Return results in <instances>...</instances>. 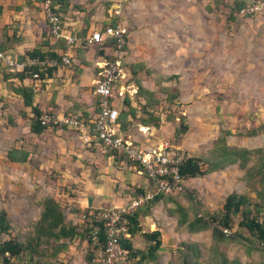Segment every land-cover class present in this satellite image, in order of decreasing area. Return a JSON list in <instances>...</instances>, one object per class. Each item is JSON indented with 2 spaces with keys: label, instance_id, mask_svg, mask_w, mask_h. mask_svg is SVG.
<instances>
[{
  "label": "rangeland",
  "instance_id": "rangeland-1",
  "mask_svg": "<svg viewBox=\"0 0 264 264\" xmlns=\"http://www.w3.org/2000/svg\"><path fill=\"white\" fill-rule=\"evenodd\" d=\"M40 1L26 0V3L34 12L36 23L41 19L42 25ZM236 1L222 0L218 2L219 5H214L215 0L122 2L117 18L127 30L129 46L125 48L126 68L130 70L133 61L139 58L153 60L152 72L146 79L154 81V90L159 91L161 85H166L171 88L169 95L177 89L180 96L167 102L165 95L157 93L160 103L152 110L160 116V121L157 127L149 128L139 122L143 116L142 103L133 99L137 118L132 121L133 126L126 129L125 136L127 133L138 134L140 143L154 140L155 146L159 145V141L168 142V151L185 156L196 155L200 150L212 147L218 138H225L230 145L248 148L264 146V7L256 14L245 15L235 12ZM22 2L24 0H0V21L4 14V19H12L11 10L22 9ZM117 2L57 0L54 4L62 14V19L70 23L65 25V29H72L83 36L91 15L99 10L108 22L111 16H115V7L112 6ZM230 9L234 10L232 12L235 14L231 13L233 18L228 17ZM23 16L26 19L28 13ZM23 24L24 28L30 29V22ZM13 26L16 27L15 21L8 23V29H13ZM38 33L40 37L47 35L46 32ZM160 58L167 59V63L159 66ZM190 58L197 62L190 64ZM174 70H179L177 78L172 73ZM136 77L139 75L129 78L130 82ZM165 77L170 79L162 81ZM180 116L185 117L188 131L175 137L173 129ZM140 130H143L142 133ZM183 141L185 145H182ZM7 145L11 143L8 141ZM19 169L20 165L10 163L0 154V210L7 211L11 224L9 235L2 236L25 242L35 232L43 209L42 202L49 195L45 189H41V178L23 173L25 179L15 176L20 174ZM223 180L224 177H215L199 183L197 187L187 188L175 195V201L183 208L195 203L201 216L208 214V217L214 215L220 218L225 196L232 190H239L238 178H233L231 185ZM252 185L260 184L253 180ZM252 189L247 186L240 193H246L252 199L249 208L251 214L257 216V209L264 210V207L257 208L262 199L256 197ZM187 213L191 219L192 211ZM240 219L241 215L232 217L231 227L226 229L221 223L213 222L212 226L217 228L215 238L212 236V226L206 231L188 235L184 226L177 224L175 229L181 233L174 237L170 231L166 232L164 245L159 247L154 259L147 254L149 244L137 233L132 238V244L143 252V257L141 254L138 256L140 259L128 257L120 264H264V250L259 246V238L239 226ZM61 242L51 240L42 246L48 247L51 252L54 244L60 245ZM185 242L199 244L197 255L187 248ZM79 246V250L67 253L65 257L68 259L71 256L73 260L65 264H97L94 260H85L87 245ZM62 258L64 256L58 251L55 256H49L47 264H64ZM34 260L29 255H20L12 257L9 264H34Z\"/></svg>",
  "mask_w": 264,
  "mask_h": 264
},
{
  "label": "crops",
  "instance_id": "crops-1",
  "mask_svg": "<svg viewBox=\"0 0 264 264\" xmlns=\"http://www.w3.org/2000/svg\"><path fill=\"white\" fill-rule=\"evenodd\" d=\"M22 3V9L11 10L13 12L12 19H4V14L0 21V42L4 41L6 46L3 51L11 52L16 58L34 49H38L41 53H48L46 54L47 57L64 55L67 50L64 41L50 36L48 25L41 12L39 11L42 25L40 24L41 19H38V23H36L37 19L34 18V12L30 10L26 0ZM117 4L118 2L112 8ZM26 13H28V17L25 19L23 14ZM111 17L110 21L106 22L104 13L98 10L90 17L87 33L96 28L102 29L115 21L116 16ZM11 21L16 22V27L13 26V29H8V23ZM24 22H30L29 30L26 27L24 28ZM66 24L70 23L65 21ZM37 31L46 32L47 35L40 37ZM66 31L76 32L69 28H66ZM127 45L129 46L128 42ZM110 50L111 41L110 44L104 42L93 46H86L84 43L77 44L69 52L71 55L69 64L42 70L39 78H33L28 72L10 71L0 63V154L8 160L7 151L11 148L28 152L25 162L13 163L20 165V174L15 176L25 179L23 173L33 178H41V189H45L49 197L55 199L59 204L64 214L65 223L77 226L79 231H82L81 226L85 219L95 211L128 205L138 194L151 188L152 182L146 178L145 174L139 172L138 167L135 165L128 163L125 159L116 157L113 152L103 149L95 140L85 143L71 129L66 127L44 128L39 133L32 132L30 120L35 117L34 113L30 106L24 104L22 96L14 92L12 88L17 86L28 87L32 92L33 105L40 112L52 109L57 112L79 113L87 121H91L99 110L98 98L93 92L98 72L97 63L106 59L111 52ZM158 61L159 66L167 63L165 58L163 60L160 58ZM190 61V64L197 62L193 58H190ZM136 62H142L150 69H152L151 65L154 63L153 60L143 58H139ZM136 62L133 61V63ZM173 63H176V61ZM190 72L194 74L193 71ZM172 73L178 75L179 70H174ZM138 75L145 88L154 90L153 81L147 80V75L144 72H140ZM131 77H133L131 71L127 69V76L124 81L126 90L124 98L128 96L131 105L135 107L132 100L136 101L135 92L137 87L134 80L130 82L129 78ZM157 93L155 91V95ZM138 99L141 103H144L142 97H138ZM117 106L118 110L121 107V109L127 110L121 98ZM128 120H131L130 117H128ZM129 124L121 130L118 126L122 136L143 147H156L153 145L154 140L149 143H140V135L138 134L127 133L125 136L126 129L133 126V123ZM145 127L149 128L148 126ZM142 131L139 132L142 133ZM8 141L11 143L10 146L7 145ZM158 143L160 145L161 141ZM182 145H185L184 141ZM207 149H202L198 154L192 156H198ZM242 174L243 171L236 164H233L221 171L211 172L202 177L185 179L184 188L197 187L199 183L207 182L215 177H224L225 182L231 185L233 178H238L237 187L239 190L232 191L240 193L246 188L240 179ZM41 189L40 191H43ZM146 203L148 204V202ZM146 203L138 208L141 210L146 208ZM169 206L170 203L164 200L151 204L148 212L139 215L140 231H137L133 237L137 233L141 235V232L159 230L161 246L164 245L166 232L170 231L173 236L177 237L181 231L175 229L177 217L168 215L166 211V207ZM185 233L188 235L197 234L187 231ZM61 241L62 248L59 251H61L62 257L64 256L61 259L64 264L66 261L71 262L73 260L71 256L69 257L70 260L65 257L68 256V252L73 253L79 250V245H82V247L87 245L86 241L79 235L71 239L63 238Z\"/></svg>",
  "mask_w": 264,
  "mask_h": 264
},
{
  "label": "trees",
  "instance_id": "trees-1",
  "mask_svg": "<svg viewBox=\"0 0 264 264\" xmlns=\"http://www.w3.org/2000/svg\"><path fill=\"white\" fill-rule=\"evenodd\" d=\"M55 1L57 0H53L54 3ZM215 1L216 3H214V5H219L218 2H221L222 0ZM243 6L244 2L241 0H237L235 12L240 13V10ZM232 10L230 9L228 15V17L230 18H233V14L231 15V13L234 12H232ZM57 12L60 15L62 23H65V21L62 19V14L58 10ZM117 24L121 23H119V20L116 16L115 21H112L107 26H115ZM88 26L89 25H87L85 28L87 29ZM107 26L102 29L104 30ZM77 34L79 35V32H77ZM86 34L87 31L81 37H84ZM110 41L111 40H107L106 43L110 44ZM5 49V42H0V51H3ZM46 54L48 53H41L38 49H34L27 54L17 57L18 59L24 58L25 56H39L43 58L46 57ZM56 58L59 59L60 56H56ZM107 59H110V56H108ZM130 71L133 77L137 76V74H139L141 71H143L146 75L151 74L152 72L151 69L146 67L142 62L132 63L130 66ZM23 72H28L31 75L36 72L41 75L42 70H39L38 67H32L26 69ZM176 76L177 75H174V78H177ZM133 79L137 87L135 92L136 101H138L137 103H141L138 97H142L144 99V103H142L141 105V113H143V116L139 118L140 124L148 127H157L160 121V116L156 114L152 109L158 103H160V96L155 95V90H149L145 88L142 85L141 79L139 77ZM169 79L170 77H165L162 81H166ZM12 89L14 92L22 96L24 104L26 106H30L32 112L34 113L35 117L30 120L31 131L34 133L41 132L46 127L42 126L38 120V116L41 112L33 105L31 90L25 86H17L13 87ZM157 92L165 95V101L167 102H170L171 100L179 96V91L177 89L173 91V94L169 95V93L171 92V88L166 85H161L159 91ZM123 105L127 107V110L121 109L119 111L117 122L119 123L120 130L125 129L129 123L132 124V121L137 118V108L131 105V101L129 100L128 96L123 99ZM128 117H130L131 120H128ZM178 119L179 122L175 125L173 132L175 137H179L188 131V124L185 121V117L180 116L178 117ZM166 120H168L167 117ZM115 155L120 159L126 160V158L121 154ZM27 157L28 152L22 149L11 148L7 151V158L12 163H23L27 160ZM127 162L133 164L128 160ZM250 162H252L251 165ZM233 164H236L238 168L243 171L240 179L244 183L245 187H253L252 190L255 192L256 197L262 199V203L257 208L264 207V146L248 148L246 146L230 145L226 143L225 138H218L217 143L208 148L204 153L198 156L184 155L183 160L180 162L179 170L181 176L185 180L191 177H202L211 172L221 171ZM137 167L139 168V166ZM253 180L259 182L260 185L253 186ZM184 190L186 189L183 187L182 191ZM182 191L178 193H181ZM178 193L159 194L153 199L147 201L148 204L145 202L147 204L145 206L146 208L142 210L140 208H137L136 210H134V212H132V214L128 215L131 237L123 243V245L129 250L127 258H138L139 254H141L142 256L143 252H140V250L134 248L131 239L137 231H140L139 215L141 213L148 212L149 206L159 200H164L170 203V206L166 207L168 215L176 216L177 224L179 226H184L186 231L189 233H199L202 231H206L210 229L213 222H215L216 224L221 223L224 229L229 228L231 227L232 217H234L235 215H241L239 226H242L250 233L257 235L260 242L264 241V225L259 224L256 221V216L254 214H251L252 211L249 207L251 205L252 199L249 198L248 194L237 193L235 191L228 193L225 196L222 205L223 214L220 218H217L214 215L208 217V214L201 216V214L198 213V209L195 203H190L187 208H183L181 204L175 201L177 200L175 195H177ZM189 196L192 195L189 194ZM256 203L257 202L254 203L255 207ZM42 206L43 210L41 212L40 220L35 228V232L32 235L28 236L25 242H21L11 236H9L8 238H3L2 235H9L11 224L8 218L7 211L5 209L0 210V258L5 262V264H9L12 257L20 255H29L31 258L33 257V259H35L34 264H47L49 263V256H55L57 252L62 248V244H54V246L52 247L53 250L50 252L48 247L42 246L43 243H49V241L51 240L59 243V240L63 238L71 239L76 235H79L87 243L88 252L85 256V260L87 262H91L92 260H94L98 251L103 250L106 243V232L103 226V222L97 218V213L99 211H95L88 218H86L81 226L82 231H79L77 230V226L68 225L65 223L64 214L55 199L46 197L42 202ZM259 209L261 210V208ZM259 209H257V211H260ZM189 210H191L193 214V217L191 219L187 213V211ZM211 228L213 230L212 236L213 238H215L217 228L216 226H212ZM141 236L149 244L147 254L149 255V257L154 259L155 253L161 246L160 231L153 230L141 232ZM90 244H93L91 248H89ZM185 245L187 246V248H190L193 251L194 255H197L196 248L199 244L186 243ZM138 259H140V257Z\"/></svg>",
  "mask_w": 264,
  "mask_h": 264
},
{
  "label": "built area",
  "instance_id": "built-area-1",
  "mask_svg": "<svg viewBox=\"0 0 264 264\" xmlns=\"http://www.w3.org/2000/svg\"><path fill=\"white\" fill-rule=\"evenodd\" d=\"M123 1L125 0H119L115 6V16L121 12ZM241 1L244 2V6L240 13L245 15L256 14L264 7L263 0ZM40 12L48 25L50 36L64 41L67 47L66 53L59 59L47 56L43 58L25 56L18 59L11 52L0 51V63L4 68L13 72H23L32 67H38L39 70L58 67L70 63L69 52L77 44L93 46L103 44L107 40L112 42L110 59L106 58L97 63V79L93 89L99 106L96 116L91 121H87L79 113L46 109L40 113L38 120L46 128L66 127L75 131L85 143L95 140L103 149L123 155L136 167L139 166V172L145 174L152 182L151 188L138 194L128 205L101 209L97 213V218L103 222L105 228L106 243L103 250L98 251L94 261L97 264H120L129 254L128 248L123 245L131 237L128 215L159 194H174L183 190L184 179L180 174L179 165L184 155L168 151L166 149L168 142L156 147H143L119 132L117 103L120 98L124 99L126 91L124 81L127 76L125 66L127 30L123 25L107 26L104 30L96 28L81 37L77 32L66 31L65 23H62L53 0H41ZM32 77L39 78V74L35 72ZM256 221L264 225V210L258 212ZM259 246L264 250V241H261ZM0 264H5L1 258Z\"/></svg>",
  "mask_w": 264,
  "mask_h": 264
}]
</instances>
